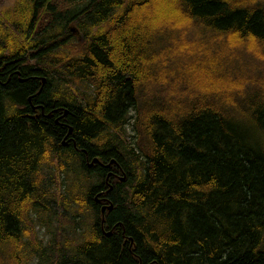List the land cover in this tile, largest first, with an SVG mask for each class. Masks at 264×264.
Listing matches in <instances>:
<instances>
[{
    "label": "trees",
    "instance_id": "obj_1",
    "mask_svg": "<svg viewBox=\"0 0 264 264\" xmlns=\"http://www.w3.org/2000/svg\"><path fill=\"white\" fill-rule=\"evenodd\" d=\"M17 2L0 14V264H264V0ZM53 25L80 39H52ZM63 75L93 94L60 96ZM130 109L128 151L111 129ZM52 159L103 176L94 222L62 249L27 232ZM96 193L113 203L103 228Z\"/></svg>",
    "mask_w": 264,
    "mask_h": 264
},
{
    "label": "rangeland",
    "instance_id": "obj_2",
    "mask_svg": "<svg viewBox=\"0 0 264 264\" xmlns=\"http://www.w3.org/2000/svg\"><path fill=\"white\" fill-rule=\"evenodd\" d=\"M20 6L21 4L17 0H0V14L4 15L6 10H10L13 13ZM73 23L70 24L73 26ZM59 30L58 26L53 25V27L47 29V33L52 36V39L56 37L61 40L70 33L76 34L80 39V36L75 33V29H70L69 34ZM70 43L67 47L71 52L68 54H78L80 49L76 39H71ZM63 78L65 84L63 82L54 83V85H58L59 89L63 90L60 96L68 97L71 92H74L79 98L93 94V86L87 81L70 79L66 75H63ZM68 89L71 90L68 91ZM132 114L133 111L130 109L126 114V121L122 125L114 126V129H111L120 135L121 144L128 151L135 139V132L132 127ZM120 153L126 167H128L127 165H132L135 170L141 171L144 165L141 155L136 153L138 156L132 162L131 159L134 157L132 153ZM69 164L75 167L78 166V161L74 160L72 163L69 162ZM82 178L84 182L75 189L74 186L77 180ZM102 178L103 176L96 171L86 172L78 169L60 171L59 167L56 166L55 159H52L51 162H45L41 167L40 179L42 185L51 190V196L44 202L45 206L36 205L35 211L32 213L34 222L31 226H27L29 238L35 236L39 239L40 248L48 247L49 245L61 248L82 240L96 217L94 208L90 203L87 204V192L92 185L100 183ZM28 264H43L42 256L34 253Z\"/></svg>",
    "mask_w": 264,
    "mask_h": 264
},
{
    "label": "water",
    "instance_id": "obj_3",
    "mask_svg": "<svg viewBox=\"0 0 264 264\" xmlns=\"http://www.w3.org/2000/svg\"><path fill=\"white\" fill-rule=\"evenodd\" d=\"M44 80H45L44 76H41V86L44 83ZM41 86H40V88H41ZM40 88L36 91V93L40 90ZM28 100L29 101L31 100V95L28 96ZM31 106L33 108H37L39 106L41 108V110L43 108V106L41 104H32ZM70 132H71V127L68 128L67 133H70ZM62 142L65 143L64 141H62ZM85 160H86V164L88 166H92L95 162H97V163H99V164H101L103 166H106V167L109 166L111 163H117V165L120 167V164H119L118 160L115 157L110 158L107 162H103L102 159L99 156H97V155L93 156L90 160L88 159V156L86 155ZM110 173H111V171L106 173V176H105L106 182H108L107 180H108V176H109ZM117 177L120 180H124L125 179V173L122 171V174L118 175ZM111 187H112V185L109 183V187L105 191H108L109 189H111ZM99 194L100 193H96L93 198H94L95 201H98L100 199H105L106 200V203L101 204L100 208H99L100 209V222H101V226L103 228L104 212H105V210L111 209L112 206H113V203L107 197H101V198L98 197ZM110 232H111V230H105L104 231V233L106 235H108ZM139 262H140V260H139Z\"/></svg>",
    "mask_w": 264,
    "mask_h": 264
},
{
    "label": "bare ground",
    "instance_id": "obj_4",
    "mask_svg": "<svg viewBox=\"0 0 264 264\" xmlns=\"http://www.w3.org/2000/svg\"><path fill=\"white\" fill-rule=\"evenodd\" d=\"M89 159V158H88ZM90 160V159H89ZM96 164H99V163H97V162H95L93 165H96ZM112 164H115V165H117V163H111L109 166H107L108 168H110L111 166H112ZM92 165V166H93ZM99 165H101V164H99ZM88 166V165H87ZM102 167H105L106 169H107V167L106 166H103V165H101ZM88 167H91V166H88ZM121 168V167H120ZM113 174V171H111V173L109 174V176H108V182H106L107 184H109L110 182H109V178H110V176ZM124 181V180H123ZM112 185V184H111ZM112 188V187H111ZM110 190V189H109ZM98 197H100V194L98 195ZM101 200L102 199H100V200H98L97 202H101Z\"/></svg>",
    "mask_w": 264,
    "mask_h": 264
},
{
    "label": "flooded vegetation",
    "instance_id": "obj_5",
    "mask_svg": "<svg viewBox=\"0 0 264 264\" xmlns=\"http://www.w3.org/2000/svg\"><path fill=\"white\" fill-rule=\"evenodd\" d=\"M28 101H29V100H28ZM29 102H30V105H31V104H34V103H32L31 100H30ZM34 109H35V108H34ZM62 141L66 142V141H67V137L63 138V139L61 140V142H62ZM62 143H63V142H62ZM63 144H65V143H63ZM73 144H74V143H73ZM109 169H110V168L107 167L106 171L109 170ZM114 171H115V170H114ZM113 174L116 175L117 173L113 172ZM100 197H101V196H100Z\"/></svg>",
    "mask_w": 264,
    "mask_h": 264
}]
</instances>
